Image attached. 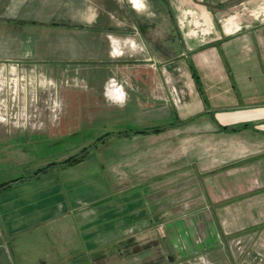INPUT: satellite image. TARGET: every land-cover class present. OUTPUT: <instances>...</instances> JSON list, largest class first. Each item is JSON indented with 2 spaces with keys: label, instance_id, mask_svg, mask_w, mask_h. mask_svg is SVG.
Instances as JSON below:
<instances>
[{
  "label": "crops",
  "instance_id": "crops-1",
  "mask_svg": "<svg viewBox=\"0 0 264 264\" xmlns=\"http://www.w3.org/2000/svg\"><path fill=\"white\" fill-rule=\"evenodd\" d=\"M187 1L205 10L183 9ZM252 1L0 0V60L47 79L78 120L101 118L104 133H121L95 147L101 196L71 182L63 201V177L43 174L60 209L30 219L42 217L38 235L52 250L30 259L13 243L11 260L111 264V247L127 252L128 236L136 251L144 238L167 235L173 244L178 233L183 252L193 245L206 262L264 264V5L233 10ZM175 4L211 34L207 42L194 46V34H180ZM176 33L185 56L166 52ZM131 118L135 127L116 128Z\"/></svg>",
  "mask_w": 264,
  "mask_h": 264
},
{
  "label": "rangeland",
  "instance_id": "rangeland-1",
  "mask_svg": "<svg viewBox=\"0 0 264 264\" xmlns=\"http://www.w3.org/2000/svg\"><path fill=\"white\" fill-rule=\"evenodd\" d=\"M146 1L149 3V0ZM258 1L236 5L233 10L246 14L249 10H257L264 5H260ZM257 4L260 6H256ZM242 6L245 9L241 11ZM209 7L215 9L213 4ZM174 8L180 34L183 37V33L187 31L194 34L191 35L194 46L207 42L211 34L200 33L201 29L199 30L195 24L196 18L192 14L183 15L177 10L179 7L176 4ZM184 8L205 10L200 2L195 1H187ZM162 15L160 13V16ZM159 26L158 30L162 33V24ZM168 47L166 52H175L174 56H185L184 52L181 53L183 46L177 33L175 45L169 43ZM126 56L135 55L128 52ZM13 68L16 71L14 77L10 76V70ZM28 68L23 62L0 60V245L10 254L12 251L10 244L15 243L18 249L27 246L30 250L27 256L30 255V259H34L47 246L44 243L42 245L38 235L45 229L41 218L48 219L60 209L59 205H52L55 202L54 193L51 194L50 189L44 185L46 181L43 174L57 181L63 177L61 180L64 186L58 194L63 201L70 198L71 193L67 185L71 182L77 183L79 191L89 187V191L92 193L94 191L93 195L96 198L101 196L105 175L99 164L100 157L95 150L101 142L95 146L93 144L108 129L101 118L88 121L85 115L78 120L75 110L70 107L64 110L62 102L56 98V87L43 77H30L31 72ZM12 77L16 80V87L10 86ZM10 90H14V93L16 91L13 101L10 98L13 92L10 93ZM61 115L63 119L69 116L71 118L72 115L73 118L65 122ZM136 120L135 118L121 120L120 126L116 128L130 129L138 123ZM161 124L160 121L158 125ZM66 127L70 128L67 133L54 136L61 128ZM77 158L79 159L76 160ZM59 166L72 167L60 172ZM38 202L43 203L39 207L41 209L35 208ZM115 202L117 204V201ZM78 208L79 212L84 211L82 205ZM37 210L42 217L31 220L30 214L38 213ZM176 235L173 244H170L167 235L153 239V244L149 237L144 238L142 247L138 246L136 251L134 237L128 236L127 252H119L117 247H111V264H212L206 262L204 254L193 251L195 249L193 245L190 253L183 252L185 244L181 235L178 233ZM192 236L193 240H196L197 232L192 233ZM47 249L52 250L48 246ZM200 258L203 259L202 263ZM11 263L16 264V261L12 259Z\"/></svg>",
  "mask_w": 264,
  "mask_h": 264
},
{
  "label": "trees",
  "instance_id": "trees-1",
  "mask_svg": "<svg viewBox=\"0 0 264 264\" xmlns=\"http://www.w3.org/2000/svg\"><path fill=\"white\" fill-rule=\"evenodd\" d=\"M192 75L194 76V79H195V82H196V85H198V81H197V78H196V75L194 74V73H192ZM156 131V130H155ZM119 134H121L120 132H118V133H115V134H111V133H109V132H106V133H104V134H102L99 138H97V140H95V142H94V146L97 144V143H102L108 136H111V135H119ZM123 134H126V132H124ZM93 146V147H94ZM79 158H77L76 160H78ZM68 162V161H67ZM67 162H65V163H67Z\"/></svg>",
  "mask_w": 264,
  "mask_h": 264
},
{
  "label": "water",
  "instance_id": "water-1",
  "mask_svg": "<svg viewBox=\"0 0 264 264\" xmlns=\"http://www.w3.org/2000/svg\"><path fill=\"white\" fill-rule=\"evenodd\" d=\"M0 264H12L5 248L0 245Z\"/></svg>",
  "mask_w": 264,
  "mask_h": 264
},
{
  "label": "built area",
  "instance_id": "built-area-1",
  "mask_svg": "<svg viewBox=\"0 0 264 264\" xmlns=\"http://www.w3.org/2000/svg\"><path fill=\"white\" fill-rule=\"evenodd\" d=\"M111 84H112V85H114L115 83L111 82ZM200 260H201V262H200V263H202V262H203V261H202L203 259H202V258H200Z\"/></svg>",
  "mask_w": 264,
  "mask_h": 264
},
{
  "label": "bare ground",
  "instance_id": "bare-ground-1",
  "mask_svg": "<svg viewBox=\"0 0 264 264\" xmlns=\"http://www.w3.org/2000/svg\"><path fill=\"white\" fill-rule=\"evenodd\" d=\"M4 120V119H3Z\"/></svg>",
  "mask_w": 264,
  "mask_h": 264
}]
</instances>
